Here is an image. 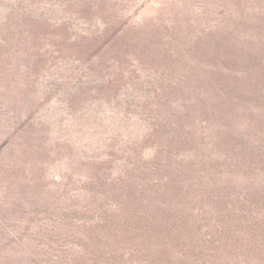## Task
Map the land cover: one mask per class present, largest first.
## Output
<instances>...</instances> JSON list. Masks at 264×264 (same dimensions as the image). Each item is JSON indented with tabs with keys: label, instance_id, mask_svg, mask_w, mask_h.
I'll use <instances>...</instances> for the list:
<instances>
[{
	"label": "trees",
	"instance_id": "16d2710c",
	"mask_svg": "<svg viewBox=\"0 0 264 264\" xmlns=\"http://www.w3.org/2000/svg\"><path fill=\"white\" fill-rule=\"evenodd\" d=\"M0 264H264V0H0Z\"/></svg>",
	"mask_w": 264,
	"mask_h": 264
}]
</instances>
